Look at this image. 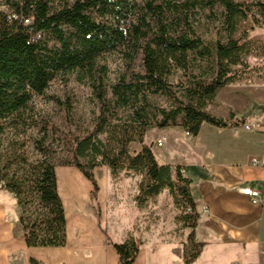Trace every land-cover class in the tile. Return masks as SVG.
<instances>
[{"label": "trees", "instance_id": "1", "mask_svg": "<svg viewBox=\"0 0 264 264\" xmlns=\"http://www.w3.org/2000/svg\"><path fill=\"white\" fill-rule=\"evenodd\" d=\"M11 13L0 10V135L24 123L39 127L33 138L39 158L34 164L20 157L21 165L0 167V188L11 192L21 207L19 222L27 246H64L65 209L56 186L55 163L59 142L65 154L60 165L78 168L91 183L90 197L98 207L99 185L93 170L107 165L142 175L134 198L137 206L164 189L189 213L183 217L194 241L198 213L191 195V179L180 165L163 164L145 142L150 127L179 126L196 136L202 123L217 127L237 124L217 117L206 106L223 86L240 75L246 62L245 37H235L241 20L264 21V0L249 4L237 0H7ZM22 16H32L24 25ZM124 60V72L107 82V55ZM179 71L177 81L170 78ZM74 74L86 82L96 102L93 128L83 135L64 134L51 121L29 123L22 113L35 96H44L51 81ZM161 97V105L155 98ZM69 114L70 104L50 96ZM23 124V125H24ZM141 145L130 152L129 143ZM7 161H12L11 157ZM12 163V162H11ZM97 225L112 244L118 264H133L140 240L113 242L100 222ZM36 264L35 262H33Z\"/></svg>", "mask_w": 264, "mask_h": 264}, {"label": "crops", "instance_id": "2", "mask_svg": "<svg viewBox=\"0 0 264 264\" xmlns=\"http://www.w3.org/2000/svg\"><path fill=\"white\" fill-rule=\"evenodd\" d=\"M262 81L259 77L245 79L239 76L220 88L207 104L206 110L217 117L230 119L233 114L232 121L237 120L239 126L237 130L233 126L202 123L196 136L185 137L179 126H168L178 129L183 138L189 139L185 157L175 155L173 143L168 146L169 132L155 133L160 136L158 139L165 138L162 146L152 145L154 154L160 156L158 161L172 167L180 165L183 175L191 179L190 191L198 213L194 238L203 243L194 259L186 260L182 249L162 242L163 227L149 219V202L166 189L137 206L134 198L142 175L134 172L114 175L108 166H104L103 173L98 175L94 168L99 185L97 203L102 228L116 243L132 236L140 240L133 264H264ZM254 109L251 120H245L244 115ZM244 123L256 129L245 130L240 127ZM165 142L167 147H164ZM140 149L138 143L132 152ZM254 158L258 161L256 164ZM54 171L57 191L65 209L66 244L27 246L19 222L21 207L11 192L0 188V264H118L115 248L106 242L97 225L89 180L72 165L57 164ZM247 185L259 190L260 196L256 200L241 192ZM161 218L165 219V213Z\"/></svg>", "mask_w": 264, "mask_h": 264}, {"label": "rangeland", "instance_id": "3", "mask_svg": "<svg viewBox=\"0 0 264 264\" xmlns=\"http://www.w3.org/2000/svg\"><path fill=\"white\" fill-rule=\"evenodd\" d=\"M237 1L251 4L255 0ZM0 10L12 14L7 0H0ZM240 36L245 37L248 51L244 56V61L246 63L242 67L237 66L238 70H240L239 75L245 79L259 77L263 80L262 83H264L263 19L257 17L256 22L252 21L250 18L241 20L235 33V37ZM100 63L106 66L108 83H112L119 78L125 69L124 60L118 54L107 55L104 59L100 60ZM179 77L180 72L177 71L170 80L177 81ZM50 96L59 98L65 105L70 104L71 110L69 114L65 113L64 107L59 106L50 99ZM155 101L161 105L165 104L164 99L161 97L155 98ZM96 109V102L88 84L84 81H79L74 74H66L58 76L51 81L44 96H35L29 104V108L22 113V118L27 121L25 123H29L31 117L36 118L37 121L47 119L66 135L72 133L83 135L92 130L93 120L97 112ZM254 112L255 109L252 113L245 114L244 119L251 120ZM23 124L24 123L21 122L15 125L17 127L8 128L0 135V167L8 164L12 166V168H18L21 165L20 160H18L20 157L26 158L27 162L30 164H34L38 160L40 155L34 147L33 138L39 136V127L28 128ZM164 130L169 132L170 142L168 146H171L173 143L176 149L175 155H181L182 157L187 156L185 149L188 146L187 141L189 139L183 138L181 131L178 129L170 127H150L145 134V142L156 147L160 136L158 137L155 133ZM184 136L189 137L185 134ZM59 144L60 147H57L56 154L52 159L56 165L60 163V156L65 154V150L61 149L64 146L63 142L60 141ZM137 144L138 142L136 141L129 143L130 152L135 151ZM164 147H167L166 142ZM155 156L157 159H160L158 154ZM10 157L12 161H7ZM104 166L107 165H99L96 167L98 175L103 173L101 169L104 168ZM119 173L123 174L124 171H120ZM100 179H102V177H100ZM149 203V219L154 220V224L157 222L163 227L160 240L173 246L175 249H182L185 259L188 260L195 250V247L188 241L190 228L185 226V221L183 219L185 214L190 212L189 209L183 203H175L168 190ZM92 205L96 207L93 202ZM97 208L99 209V206L96 207V210ZM160 210L163 211L160 212ZM163 212L165 213V219L161 220L162 214L164 215ZM113 232L115 233L114 230ZM194 241L197 242L195 238Z\"/></svg>", "mask_w": 264, "mask_h": 264}, {"label": "built area", "instance_id": "4", "mask_svg": "<svg viewBox=\"0 0 264 264\" xmlns=\"http://www.w3.org/2000/svg\"><path fill=\"white\" fill-rule=\"evenodd\" d=\"M8 18L16 19L17 18V14H15V13L9 14ZM20 20L23 22L24 25H27V24H29L31 22L32 16H22V17H20ZM233 127H234V130H237L239 128L238 125L233 126ZM240 127H242L245 130L256 129L255 126H253L251 124H246V123L242 124ZM184 132H185L186 136H190L187 131H184ZM163 141H164V138L158 139L157 146H161L163 144ZM257 162H258L257 159L254 158L253 159V163L256 164ZM241 192L243 194L251 197L253 200H256L260 196L259 190L257 188H254V187L250 186V185L244 186L241 189ZM204 210H207L206 207H204Z\"/></svg>", "mask_w": 264, "mask_h": 264}]
</instances>
